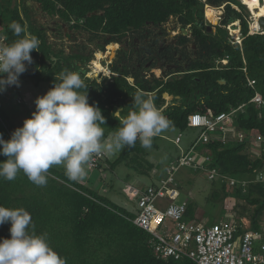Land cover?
<instances>
[{"label": "trees", "instance_id": "16d2710c", "mask_svg": "<svg viewBox=\"0 0 264 264\" xmlns=\"http://www.w3.org/2000/svg\"><path fill=\"white\" fill-rule=\"evenodd\" d=\"M6 1L10 6L7 5L0 13V34L5 35L8 44L20 38L9 29L13 21L25 26L27 32L40 41L38 51L30 53L32 64L27 65L19 81L45 82L50 89L54 83L60 82L56 77L65 69L78 72L88 86L79 91H86L89 104H95L105 117L102 128L117 130L122 112L127 115L134 108L132 97L145 91L153 92L157 106L164 105V93L170 97L172 104L160 109L170 127L187 129L190 113L217 114L244 104L242 110L234 113L233 126L237 131L246 132L247 138L256 133L264 136V105L258 106L250 101L256 92L264 98V34L246 35L241 46L232 45L226 34L219 38L214 36L206 30L203 9L197 0H34L41 12L58 18L64 28L66 26L68 31H72L66 35L73 42L79 32L87 33V40L92 43L96 40L106 43L117 41L127 30L137 32L146 23H162L169 16H177L183 27L192 25V40L199 50V57L188 62L182 74L152 81L132 78L129 82L125 77L127 73H124L104 76L102 79L107 81L101 82L100 79L85 76L86 71H82L76 63L81 61L86 65L92 61L90 56L83 54L86 46L77 44L76 51L68 54L61 48L56 49L48 42L45 27L35 22L31 7L24 0ZM209 1L218 3L222 0ZM225 15L223 24L242 17L238 9L230 5L226 7ZM245 23L242 19L243 33L247 29ZM222 58H228V62L224 65L218 62L217 66L215 60ZM113 69L118 70V67L113 66ZM247 78H252L254 84L249 85ZM128 103L130 110L125 111L123 104ZM117 109H121V115L114 114ZM14 129L0 103V135L8 140ZM156 137H153L151 147H155ZM237 139L230 137L225 144H200L198 149H206L212 157V165L226 176L236 178L237 175L263 171L264 143L252 148L257 149L258 154H254L248 151L251 148L249 141ZM147 155L148 148L142 147L137 140L135 146L121 149L118 156L107 164L108 169L114 170L124 163L131 170L148 176L153 164L147 160ZM104 158V155L100 157L94 169L102 168ZM5 159L0 155V161ZM212 183L209 201L212 204L223 202L228 196L225 183ZM232 196L252 206L250 210L242 205L238 221L250 210L249 227L260 230V218L264 213L263 183L248 182L245 186L236 183L229 199ZM0 206L27 210L35 233L44 235L49 246L65 259L66 264H196L187 256L178 259L158 257L150 233L133 223L139 211L138 205L131 210L113 203L85 181L69 180L63 167L54 165L49 169L45 186L34 185L22 172L13 181L0 178ZM194 207L192 201L188 202L185 217L193 218ZM223 214L228 219L233 218L227 216L230 212ZM9 227V223L0 225V238L10 237ZM29 230L32 231L31 226Z\"/></svg>", "mask_w": 264, "mask_h": 264}, {"label": "clouds", "instance_id": "9594fccd", "mask_svg": "<svg viewBox=\"0 0 264 264\" xmlns=\"http://www.w3.org/2000/svg\"><path fill=\"white\" fill-rule=\"evenodd\" d=\"M238 19L241 17L231 21ZM260 25L264 29V25ZM9 29L20 38L10 44H0V92L9 86H20V75L27 70V65L32 64L30 53L38 51L40 43L18 22L13 21ZM246 33L247 29L244 37L252 35ZM253 34H264V30ZM222 59L228 62V58ZM125 77L131 82L128 76ZM56 79L60 82L35 99V111L30 118L24 119L22 126L14 129L8 140L0 135V155L6 157L0 161V178L13 181L22 172L34 185L45 186L49 169L62 165L69 180L80 181L86 177L85 165L94 154L132 147L137 140L142 147L150 148L153 137L170 125L152 98L144 97L143 93L150 96L153 92H137L132 97L133 110L121 118L120 127L105 142L102 139L104 128L101 127L105 124V117L95 104L88 103L86 91H79L88 87L80 74L65 69ZM163 97L170 98L165 93ZM120 111H116L117 115ZM223 182L227 189L226 182ZM5 223L10 224V237L0 238V264H66L65 259L49 246L46 237L35 233L27 210L0 206V225Z\"/></svg>", "mask_w": 264, "mask_h": 264}, {"label": "built area", "instance_id": "2783aa9c", "mask_svg": "<svg viewBox=\"0 0 264 264\" xmlns=\"http://www.w3.org/2000/svg\"><path fill=\"white\" fill-rule=\"evenodd\" d=\"M240 3L244 4L242 0ZM207 5H204V19L207 18L205 15ZM226 5L232 8L237 6L239 10L235 2L227 1L218 5L217 7H221L222 11L217 15L216 23L221 20L219 16ZM259 18L249 10V13L243 14L241 19L225 24L229 42L235 45L242 41L244 37L242 19H245L247 24L246 34L263 33L264 29L260 25ZM205 22L212 23L209 19ZM235 22L236 25H233ZM0 44H8L3 34H0ZM247 82L249 85L254 84L252 78H247ZM250 101L258 106L264 105V98L258 92ZM243 107L244 104H241L217 114L190 113L187 117V127L198 129L197 136L186 152H181L165 167V176L157 183L150 184L138 196L139 211L133 223L150 233L158 257L178 259L187 256L196 264H264V227L255 231L243 221L227 218L210 224L205 221L187 220L185 214L188 201L186 198L179 200L180 191L175 183L176 173L182 167H188L194 172L204 173L211 181H225L228 187H234L236 183L242 186L247 184L245 181L224 175L219 168L212 165V157L207 150L198 149L200 144L210 142L225 144L230 137H236L238 141H249L251 148L264 143L263 135L256 133L247 138L246 132L237 131L233 126L234 113L242 110ZM181 138L182 135L179 133L174 141L179 143ZM102 155V152L98 155L94 154L87 162L90 170L98 165ZM256 181H264V178Z\"/></svg>", "mask_w": 264, "mask_h": 264}, {"label": "rangeland", "instance_id": "374dc122", "mask_svg": "<svg viewBox=\"0 0 264 264\" xmlns=\"http://www.w3.org/2000/svg\"><path fill=\"white\" fill-rule=\"evenodd\" d=\"M31 7V14L34 15L36 19V23L43 25L46 30V35L48 38V42L53 44V47L56 49H63L66 54L75 52L78 45L86 46V51L84 53L92 54V61L87 63L76 61L77 65H80V69L82 71H86L85 76L100 79L101 82H106L107 80L102 79L104 76L109 77L110 75L107 72L112 73V70L106 66V63L111 60V51L109 50L110 44L107 46L106 50H99L92 43L87 40L88 34L84 32H79L76 40L73 42L71 38H69L66 34L68 29L64 28L61 20H58L56 17H50L43 12L38 7V4L34 0H24ZM225 0L219 1V4H223ZM240 4L239 0H233ZM199 6H202L204 10V5L208 4L207 7H211L217 9V14L220 15V11H222L221 7H217V4H211L208 0H197ZM243 2V0H242ZM244 3V2H243ZM8 5L6 0H0V13H2V9H5ZM246 5V4H245ZM10 6V5H8ZM7 6V7H8ZM237 8V6H236ZM238 9V8H237ZM206 10V9H205ZM240 10V11H239ZM239 12L241 14L249 13V10L246 6H240ZM223 13V12H222ZM206 15V14H205ZM226 16V15H225ZM221 14L219 16L221 20L216 23V21L210 20L206 15V19H209L214 26L213 35L216 37H221L226 34L225 26L223 24V19L225 17ZM217 18V15H216ZM219 18V19H220ZM216 23V24H215ZM59 24V25H58ZM60 24L62 25V29H60ZM165 28H167V33L164 34L166 38L173 40L176 39V35H173V31H178L181 23L179 22L178 17L169 16V18L165 21ZM246 26V23H245ZM244 26V27H245ZM1 28V22H0ZM187 31H189V27H187ZM75 38V37H74ZM189 39V38H188ZM188 44L193 43L192 40L188 41ZM75 43V44H74ZM117 46V45H116ZM99 50V51H98ZM191 50V49H189ZM105 55V56H104ZM98 60V61H97ZM217 66H219L218 62L221 64H225L227 60H215ZM100 64L104 69H97L96 65ZM78 71V70H77ZM83 72V73H84ZM110 73V74H111ZM132 81V78H128ZM140 79V78H139ZM142 81L147 78L142 77ZM99 80V81H100ZM109 80V79H108ZM47 84L45 82L35 84L31 80L22 79L20 80V86H9L5 91L0 92V103L4 111L7 113L9 119L11 120L12 125L16 129L17 127H21L24 119L30 118L31 113L35 111L34 101L38 96L44 95L48 91ZM82 93L84 91H81ZM89 103V95L86 92ZM153 95H146L145 98H152L153 103L156 108L160 111L162 108L172 104L171 99L165 98V103L156 105V98L152 97ZM20 99L18 102L17 100ZM124 110H130V104H123ZM121 110V109H117ZM114 114L117 115L116 111ZM161 112V111H160ZM121 115V113L119 114ZM122 117L126 116L124 112H122ZM107 127V126H105ZM116 130H110L109 128H104V137L103 141L107 142V140L111 137V134ZM182 135V140L179 143L174 141L175 137L178 134ZM198 134V129L187 127V129L181 130L177 127H168L161 134L157 135L154 139V146L148 148L147 160L153 164V168L150 171L148 176H144L131 170L124 163H120L114 170L108 169V163L114 160L120 150H114L112 152L102 151L104 153L105 158L103 159L102 168L89 170L87 164L85 165V169L87 171L86 177H84L80 181H85L88 183L93 189L99 192V194L107 197L113 203L123 206L127 209L135 210L137 208V198L140 195L141 191L145 189L149 184L157 183L161 177L165 176V167L173 162L177 156L181 154V152H186ZM258 148V147H257ZM248 151L257 153V149L249 148ZM57 166V165H56ZM59 167H63L59 165ZM264 178V170L261 172H256L249 175H237L236 179L245 182H262L264 185V181H256L258 179ZM217 184L220 181L216 180ZM175 183L177 188L180 191L179 200L187 199L188 202L192 201L195 205L193 218L185 217L187 220H194L198 222H206L210 224V222H219L225 218L223 212H230L229 215L233 217L232 219H237L239 216L238 212L242 211V205H246V208L252 209V206H248L244 200H239L232 196L229 199V196L232 192V189H226L228 196L223 202H218L216 204H212L209 201V197L212 193L213 183L211 180L207 178L204 173L194 172L190 170L188 167H182L175 175ZM241 185V184H240ZM240 188H242L240 186ZM242 190H244L242 188ZM237 204L236 209L234 206ZM234 209V210H233ZM249 210V211H250ZM248 211V214H249ZM234 212V213H233ZM248 214L241 216L239 221L245 222L246 225H249V217ZM235 217V218H234ZM261 225L264 227V213L261 218ZM168 223V222H166Z\"/></svg>", "mask_w": 264, "mask_h": 264}, {"label": "flooded vegetation", "instance_id": "af4514ba", "mask_svg": "<svg viewBox=\"0 0 264 264\" xmlns=\"http://www.w3.org/2000/svg\"><path fill=\"white\" fill-rule=\"evenodd\" d=\"M227 1L233 2L231 0H225L224 2ZM210 3L220 5L219 3ZM237 5L240 6L241 3ZM226 7L222 13L224 16ZM241 15L243 17V14ZM204 20L206 21V19ZM164 23H146L137 32L127 30L122 34L120 40L117 41L112 40L106 43L96 40L94 42V45L99 50H106L109 44V48L111 50L114 49L111 51L110 57L112 59L106 63V66L112 70L113 76L127 73L126 75L129 78H142L145 76L150 81L155 79L164 80L174 75L182 74V69L188 67V62L199 57V50L194 42L188 44L189 42L184 41L188 38L190 40L193 39L194 34L191 24H187L184 27L180 25L179 29L177 28L178 31L172 32L173 35L177 36L176 39L170 40L164 35L167 33ZM211 24L213 23L209 24L211 30L208 32L213 34L214 26ZM187 27H189V31H187ZM84 52V55L92 58V54ZM113 66H117L118 70H114Z\"/></svg>", "mask_w": 264, "mask_h": 264}, {"label": "bare ground", "instance_id": "6f19581e", "mask_svg": "<svg viewBox=\"0 0 264 264\" xmlns=\"http://www.w3.org/2000/svg\"><path fill=\"white\" fill-rule=\"evenodd\" d=\"M244 3H246L247 8L255 14L256 17H264V0H243ZM218 10L208 7L205 14L207 15V17L210 18V20L216 21V15ZM246 22V21H245ZM232 23L231 20H228L225 24H230ZM233 25H236V22L233 23ZM242 41L237 44L238 46H241ZM110 51H113L114 49L111 50V48H109ZM105 56V55H104ZM98 61V60H97ZM97 69L101 70L103 67L100 64L96 65ZM191 170V169H190Z\"/></svg>", "mask_w": 264, "mask_h": 264}, {"label": "water", "instance_id": "95a60500", "mask_svg": "<svg viewBox=\"0 0 264 264\" xmlns=\"http://www.w3.org/2000/svg\"><path fill=\"white\" fill-rule=\"evenodd\" d=\"M260 23H261L262 25H264V18H261V19H260ZM206 29H207V31H210V30H211V26L207 25V26H206Z\"/></svg>", "mask_w": 264, "mask_h": 264}]
</instances>
